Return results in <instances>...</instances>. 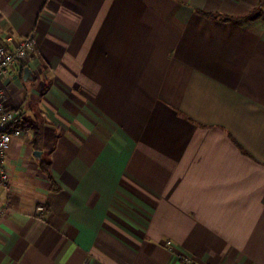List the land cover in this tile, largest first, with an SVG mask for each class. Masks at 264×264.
<instances>
[{
  "label": "crops",
  "instance_id": "obj_1",
  "mask_svg": "<svg viewBox=\"0 0 264 264\" xmlns=\"http://www.w3.org/2000/svg\"><path fill=\"white\" fill-rule=\"evenodd\" d=\"M30 34L0 264H264V0H0Z\"/></svg>",
  "mask_w": 264,
  "mask_h": 264
},
{
  "label": "built area",
  "instance_id": "obj_2",
  "mask_svg": "<svg viewBox=\"0 0 264 264\" xmlns=\"http://www.w3.org/2000/svg\"><path fill=\"white\" fill-rule=\"evenodd\" d=\"M39 41L34 34L15 41L13 37H7L0 44V181L6 183L10 180V171L6 166V157L9 146L15 137H20V129H12L10 126L18 117V114L9 109L5 103V93L2 79L6 76L11 67L18 66L30 57V54L37 48ZM49 209L45 205L37 207V216L46 219ZM165 246L171 252L174 245L171 241H166ZM182 264H197L196 259L188 254L180 255Z\"/></svg>",
  "mask_w": 264,
  "mask_h": 264
},
{
  "label": "trees",
  "instance_id": "obj_3",
  "mask_svg": "<svg viewBox=\"0 0 264 264\" xmlns=\"http://www.w3.org/2000/svg\"><path fill=\"white\" fill-rule=\"evenodd\" d=\"M27 125H29L34 131H35V136L36 138L39 137V127L37 125H35L34 122H32V120L30 121H26L23 123V119L21 118V116L19 115L16 120L11 124V127L17 128V129H22L23 127H26ZM43 170L45 171V173L48 175L49 179L51 181H53V177L50 173V166L49 164H42Z\"/></svg>",
  "mask_w": 264,
  "mask_h": 264
},
{
  "label": "water",
  "instance_id": "obj_4",
  "mask_svg": "<svg viewBox=\"0 0 264 264\" xmlns=\"http://www.w3.org/2000/svg\"><path fill=\"white\" fill-rule=\"evenodd\" d=\"M36 153L39 155L40 152H36Z\"/></svg>",
  "mask_w": 264,
  "mask_h": 264
}]
</instances>
